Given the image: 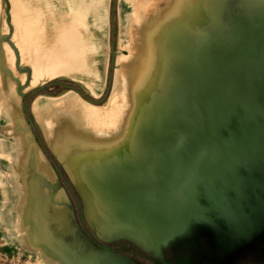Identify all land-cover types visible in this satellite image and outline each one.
I'll list each match as a JSON object with an SVG mask.
<instances>
[{
  "label": "rangeland",
  "instance_id": "obj_1",
  "mask_svg": "<svg viewBox=\"0 0 264 264\" xmlns=\"http://www.w3.org/2000/svg\"><path fill=\"white\" fill-rule=\"evenodd\" d=\"M217 2L219 4L222 3L218 8V13L220 14L218 20L216 16H213L217 9ZM172 3L175 5L176 0H173ZM186 4L193 5L188 7L189 10L194 9V5H201L200 9L204 13L203 18H200V15L197 16L192 11L188 16L185 28L179 29L188 33V47L192 45V42L196 41V37L199 38L203 35V30L200 28V19L206 22H213L211 26L213 32L206 41L207 58L213 56L216 59L215 63L210 66V70L222 69L224 66H221V61L230 56L231 52L234 56L233 58H239L244 55L243 49L235 51L227 49L231 46V35L238 32V26L243 27L246 22H249V25L254 26L258 32H262L264 28V25H261L262 23L264 24V0H183L182 7L179 5L177 8L178 13H175L170 19L174 23L173 25L176 24L175 21L178 19H184L185 12L183 8ZM167 6L169 7V5ZM111 9L112 4L110 11ZM138 10H140L139 0H121L120 4L116 0L114 32L124 34L125 37H127V34L133 35L135 20L139 18ZM148 11L158 12L159 10L158 8L149 7ZM49 20L51 18H47L45 21L47 38L54 31V26ZM147 20L153 28L163 32L164 29L162 27L166 25V21L160 18L158 14L148 16ZM216 20L217 22L214 23ZM12 22L10 23L14 28H12L11 32L10 26L6 21L5 2L0 0V49L3 52V56L0 57V78H4L3 70L8 69L3 65L4 58V64H9L8 67L16 78H20L21 75V72L18 71V66L24 71L22 65H28L36 70L39 68L42 71L48 70V68L53 66L54 68L56 67L55 74L64 75L66 70L64 59L66 57L36 56L35 54L16 56L10 51L5 35L9 34L11 36L12 34L14 41L19 42L21 37L16 32H18L17 29L23 27L21 22L16 23L14 20ZM182 23H186V21H182ZM24 28L27 31L23 33L31 42V46L35 48V38L38 31L36 24L28 25ZM254 35L256 36V34ZM204 36L206 37V35ZM256 43L257 40L255 38L251 41L250 47H254ZM6 48L9 49L8 55L4 54ZM123 48L124 45L120 46L121 51ZM222 48L225 50H222ZM173 51V53H184L186 51V40L183 44L179 40H175L173 42ZM131 57L137 59L139 56ZM186 57L187 54H185ZM126 58L128 57L122 55L114 56V68L111 72L109 66L106 77L108 82L110 81V90L112 87L111 98L107 106L111 114L110 119L114 116L118 121V129H111L110 124L109 136L106 138L108 142L104 141L102 145H98L103 148V151L94 153L93 159L96 160L103 155H108L107 158L109 159L114 157L121 158L125 155L131 156L134 153L135 156L132 157L133 168L136 169L134 170L133 178L130 179L127 175H124L129 172L127 167L123 168L124 174L118 168L117 177L115 178L112 172L106 174L103 178L105 183L99 188L98 184L102 173L100 168L90 167L85 172L89 179V184L86 183V185L92 190V193H98L103 199L100 211L95 202L91 203L89 215L85 217L86 226L92 230L95 236L109 242H112L113 235L122 233L128 220L131 222L134 218L131 213L135 211L137 204L141 201L142 190L146 189L148 185L151 187L155 183V170L157 171L167 159L168 162L173 163L180 161V151L195 152L196 141H198L194 125H187L186 122L183 124L179 120L169 121L168 114L165 112L159 109H148L144 103L142 104L143 92L145 93L147 89L145 85L142 88L140 80L135 79L138 74L140 78L142 73L140 70L136 72L133 70L135 76L130 84L131 86H128L125 68L128 66L130 70L131 66L127 64ZM111 59L112 56H109V63ZM156 59L155 54L144 72L148 75H146L147 77L152 76L153 72L156 71ZM100 60L102 61L100 58L95 59V63L100 64ZM208 75L202 80L204 85L208 82ZM42 76L44 77V75ZM97 87L98 85H96V89H93L95 94L100 90ZM25 91L22 92L26 93ZM191 92L188 100L191 99ZM113 96L118 100L114 99ZM120 97L124 98V102L121 101ZM106 103L104 102V104ZM235 122L236 120L232 118V122L229 121L227 125L220 128V134L224 140L228 141V139H231L235 129ZM93 146H96V144L94 143ZM260 162V159L254 160L250 166V171L248 165H246V170L244 166L238 165L235 169L238 178L240 176L242 180L247 182L251 177H259L263 173L259 166ZM119 163L113 162L112 165L115 164L117 166ZM111 167L109 166L108 168L109 172L112 170ZM26 186L28 187V185ZM76 186H78V190L81 189L80 184H76ZM244 189L243 185H237L234 191L226 192L225 203L229 202L234 220L251 225L256 221L257 211L252 209L254 204L243 197L244 193L240 200V191H244ZM75 194L77 195V193ZM199 200L200 204L207 208L204 217L220 225L218 231L192 225L184 229L176 237L169 238L162 243L159 242L153 249H148L139 235L129 234L127 236L125 234L127 231L124 230L122 235L131 239L133 244L118 246L126 252L134 253V255L124 254L123 256H127L126 259L118 260L122 261L123 264L124 261L127 262L125 264H154L147 260L148 257L150 259H158L161 264H264V253L261 243H259L261 240L258 239V242L254 239V242L258 243L255 247H252L253 249L249 250L250 247L246 240L230 236L225 226V217H220L217 209H210L202 197ZM36 207V202L31 200L27 192L22 191V188L15 181L0 177V264H103V253L97 252L90 246L87 252L89 255L93 253L92 259H87V257L86 259L80 258V250L75 247L68 250L60 247L59 242L56 239H52L48 234V226L45 224L48 219L49 222L53 221L55 223L59 216L58 213L56 210H51L44 217L38 214H29L31 213L30 209ZM237 207L238 213L235 215L234 211ZM78 225L80 227L79 223ZM55 228L56 226H54V230H57ZM111 246H117V243L112 242ZM144 255L147 258H144Z\"/></svg>",
  "mask_w": 264,
  "mask_h": 264
},
{
  "label": "crops",
  "instance_id": "obj_2",
  "mask_svg": "<svg viewBox=\"0 0 264 264\" xmlns=\"http://www.w3.org/2000/svg\"><path fill=\"white\" fill-rule=\"evenodd\" d=\"M112 1L4 0L6 21L11 32L14 28L10 23L12 20L23 24L19 28L21 30L17 29L16 32L21 37L19 42L14 41L11 32V36L5 35L10 51L16 56L35 54L66 57V70L64 75H57L56 67L53 66L42 71L22 65L24 71L18 66L21 75L16 78L11 73L9 64H4L8 69L3 70L4 78H0V177L15 181L36 202L37 207L30 209L29 214L44 217L47 212L56 210L59 216L54 226L57 230L50 226L48 219L45 223L48 234L59 242L60 247L67 250L75 247L81 253H85L86 247L78 225L75 199L64 187L46 152L77 193L84 215L89 214L92 202L99 209L100 199L90 188L85 189L84 183L89 181L85 174L88 168L97 167L102 172L106 167L108 155L96 160L93 156L94 153L103 151L98 145L108 142L106 138L109 136L110 124L111 129H118V121L114 116L110 119L107 106L112 87L104 98L108 86L106 77L110 66L109 56H112V49L115 57L145 55L148 43L152 42L153 48L157 49V41H162L161 38L156 41L157 35L153 42V39L150 41L147 35L139 32L127 34V37L116 32L112 48ZM140 1L142 0H139V4ZM117 3L120 4L121 0H117ZM142 8L138 10L139 15ZM154 14L159 15L157 11L146 10L144 18ZM47 18H51L49 22L54 26L49 38L46 37L45 28ZM32 24H36L38 29L35 48L23 33L27 31L24 27ZM123 45L121 51L120 46ZM9 49H5V55H8ZM34 49L36 51H31ZM98 58L102 59L100 64L95 63ZM45 73L50 75L45 76ZM132 81L133 79L130 83L127 82V85L131 86ZM63 84L74 86L80 93L64 87ZM96 85L100 88L97 94L93 92ZM39 87L45 89L30 96L28 107L44 149L36 142L24 112L25 99ZM113 98L118 100L115 96ZM88 99L97 103H91ZM120 99L124 102L123 97ZM94 143L96 146H93ZM82 177L87 178V181L81 183ZM76 184H80L81 189L78 190Z\"/></svg>",
  "mask_w": 264,
  "mask_h": 264
},
{
  "label": "bare ground",
  "instance_id": "obj_3",
  "mask_svg": "<svg viewBox=\"0 0 264 264\" xmlns=\"http://www.w3.org/2000/svg\"><path fill=\"white\" fill-rule=\"evenodd\" d=\"M172 2L173 0L140 1L139 8H143L140 16L138 15L139 18L135 20L134 34H137L138 32L145 34L150 41H152L151 39L157 35L158 38L155 37L156 41L160 38L162 41H157L159 43L157 49L153 48L154 45L152 42H150V44L148 43L146 54L140 55L137 59L129 56L126 58L127 64L131 65L130 70L128 69V66L125 68L126 78L129 82L134 79V71L136 72L140 70L142 73L141 77L139 78L138 74L135 79L140 80V86H142V88L147 84V90L145 93L143 92L141 99L142 104L144 103L148 109H151L153 104L159 102V110L168 114L169 121L172 120L173 122L179 120L180 123L186 122L187 124H196L198 126L197 130L199 135L209 141L211 136H214L215 133V129L211 130L210 127H212V125L217 126L219 122L223 121L228 108L232 105L233 101L238 100L240 97V83L243 81L242 77L245 76L254 65L249 68L250 63L246 70L245 67H243V59L238 61L234 58H228L224 61L228 71L214 73L211 82L206 86L200 85L201 87H197L190 102L184 107L181 106L180 104L184 101L183 98L188 92L189 85L195 81L199 83L202 80L204 73L203 62L204 66H207L210 63V59L213 57L210 56L207 58L206 48V41L213 32L211 28L213 22H206L200 19V28L203 30V35L199 38L196 37V41L192 42V44L196 49L198 46L203 45L202 50H196L195 54L189 57L187 61H181L177 56L173 57L174 51L171 50V44H173L177 37L188 35V33L179 29L185 28L184 26L188 22V16L192 11L193 13H196L197 16L200 15V18H203L204 13L202 12V9H200L201 5H194V9L189 10L188 7L193 5L186 4L183 8V11L185 12L184 19H178L175 21L176 24L173 25L174 23H172L170 19L175 13H178L177 8L179 5L182 7L183 0H176L175 5ZM167 5H169V7ZM221 5L222 3L219 4V2H217V9L213 13V16H216L217 20L220 16L218 8ZM149 7L158 8L160 18L166 21V25L162 27L164 29L163 32L157 31V29L153 28L148 23L147 19L144 18L146 10L149 9ZM217 20L214 21V23H216ZM182 21H186V23H182ZM247 27L248 25L243 27L238 26V33L231 35L232 50H235L237 46L245 48L246 43L244 41L248 40L250 32L255 31V27H251L250 31L247 30ZM204 35H206V37ZM260 40L261 42L256 55L260 52V55L262 53V56L259 55L256 58L255 55L254 60L256 58V68L262 67L264 62V33L260 37ZM222 50L224 49L222 48ZM155 54L157 58L155 65L156 71L153 72L152 76L147 77L148 75L144 72L147 70V67L153 59V55ZM2 56L3 52L0 49V57ZM178 65L184 66L186 70L192 66L198 71L193 72L190 70V72L187 71V74L185 75L184 71H181L182 68ZM45 75L48 76L50 73H45ZM175 76H178V78L176 79ZM228 86V95L225 96L220 94V90H222L223 87L227 88ZM167 88H171L172 91L167 93ZM8 92L9 86L6 87V93ZM244 100H247V98ZM179 153L181 157L180 161L175 163L171 162L169 166L165 165L159 167L157 171L155 170V184L151 187L148 185L146 189L142 190L141 201L137 204L135 211L133 212L134 218L131 222L128 220L125 224L124 230L127 231L125 234L127 236L129 234L139 235L145 245H147L146 247L148 249L156 247L160 238L173 228V225L177 224V221H181L186 218L187 215H193L196 213L195 197L199 192L203 191V195L207 198L210 196L209 193L211 192L210 188L212 185L210 184L209 179L206 178L208 174L205 171L207 169L213 170V165L210 166L213 159H206L204 155L208 154L199 155L197 157V164L194 165V158L186 157L182 151ZM167 162L168 159L164 163ZM218 172L219 169L216 168L214 171L215 176ZM201 174H203V177ZM85 180L87 181V178L84 179L82 177L81 183ZM84 185L85 189L88 190L89 187L85 183ZM158 187V197L154 200ZM54 224L53 221L50 222V226L53 229ZM124 230L122 232H124ZM116 243L117 246L128 244L126 241ZM118 248L120 249L121 247L118 246ZM129 255L133 256L132 254ZM103 256L107 259L105 264H123V262L118 259H111L108 252L103 251ZM122 258L124 259L123 256L120 257V259ZM125 263L127 262L124 261V264Z\"/></svg>",
  "mask_w": 264,
  "mask_h": 264
},
{
  "label": "water",
  "instance_id": "obj_4",
  "mask_svg": "<svg viewBox=\"0 0 264 264\" xmlns=\"http://www.w3.org/2000/svg\"><path fill=\"white\" fill-rule=\"evenodd\" d=\"M115 11H116V0H113L112 9H111L112 48L114 47L115 34H116V32H114ZM249 24H250L249 22H246V25H248L247 27L248 31H250L251 27H254ZM261 25H264V24L262 23ZM255 31L250 32L248 35V40L244 41L246 43L245 48L241 46H237L235 49V50L243 49L244 55L240 56L239 58L238 57L234 58V59H237L238 61L243 59V63H244L243 67H245L246 70H247V66L250 63L251 64L249 68L252 67L253 65L254 67L251 68L248 71V73L242 77L243 81L240 83V88H239L240 97L238 98L237 101H233L232 105L228 108V110L226 111L224 115L225 117L223 121L219 122L217 126L212 125V127H210L211 130L215 129L214 136H211L209 141H207L201 135H199V132L197 130L198 126L196 124H193V123L187 124V125H194L195 131H196V137L198 138V141H196L197 146H196L195 152L188 153V151L186 152L182 151L184 152V155L189 158H194L193 160L194 165L197 164V157L199 155L208 154V155H204L205 158L213 159L212 163L210 164V166L213 165L212 166L213 170L207 169L205 171L208 174L206 178L209 179V182L212 185L210 188L211 192L209 193L210 196L207 198L203 195V191L199 192L195 197L196 213L193 215H187L186 218L182 219L181 221H177V224H174L173 228H171L166 234H164L160 238L159 240L160 243L167 241L169 238L176 237L178 234H181L184 229L192 225L202 227L203 229L210 228V229H213L214 231L219 230L220 228L219 224L214 223L212 220L206 219L204 217L205 210H207V208H205L203 205L200 204L199 198L202 197L204 201L207 202L206 204L209 205L210 209H214V208L217 209L218 210L217 212H219L220 217H225L224 219L225 226H226L228 233L230 234L232 238H237V239L242 238L246 240L250 247L249 250L253 249L252 247H255L256 244L259 242V240H261L259 243H261V248L264 253V190H263V187H264V159H263V156H264V62H263L262 67L256 68V58L260 55V52H258L257 55L256 53H257L258 47L261 42L260 37L264 33V28L262 32H258L256 28H255ZM254 34H256V36ZM255 38L257 40V43L254 47L251 48L250 43ZM187 39H188L187 35L186 37L185 35L183 37H177L176 41L179 40L181 44H183L186 40V51L182 54L176 52L173 54V57L177 56L179 60L187 61L189 57L195 54L196 50L198 51L202 50L203 45L198 46L197 49L193 47V44L190 45V47H188L189 44H188ZM171 46H172L171 50H173V44H171ZM227 49L232 50V46H229ZM113 52L114 50L112 49V59L110 61L111 72H112V69L114 68ZM185 54H187L186 58H185ZM255 55H256V58L254 60ZM260 56H262V53ZM233 57L234 56L232 55V52H231L230 56H228L223 61H221V66H224V67L219 70H210V66H212L216 61L214 57L212 58L215 60L210 59V63L207 66H204V62H203L204 73H203L202 80L204 79L206 75L209 74V70H210V74L207 76L208 77L207 84L211 82L214 73L221 72V71L227 72L228 68L225 66L224 61L227 60L228 58H233ZM178 66L182 68L181 71H184L185 75L187 74V71L190 72V70H192L193 72L198 71L197 69H195V67H192V66H190L188 70H186L184 66H181V65H178ZM175 78L177 79L178 76H175ZM202 80L199 83L195 81L194 83L189 85L188 92L184 95V98H183L184 101L181 102L180 104L181 106L184 107L190 102L191 99L188 100V96H190V91H192L191 97H190L192 98L196 88L199 87L200 85L201 86L204 85ZM207 84H205V86ZM63 86L68 89H72L76 91L77 93H80L79 90L76 89L74 86L64 85V84ZM44 89L45 87H39L38 89L33 91L31 95H29L25 99V102H24V112L27 117L29 128L32 130L36 142L43 149H44V145L42 144V141L39 137L36 127L34 126V122L29 114L28 102H29L30 96ZM109 91H110V81L108 82V86H107L104 98L107 97ZM170 91H172V89L167 88V93ZM228 93H229V86L227 88L223 87L222 90H220V94L222 95L227 96ZM246 98L247 100H244ZM88 101L91 103H97V101H91L89 99ZM159 107H160V104L159 102H157L153 104V107L151 109L156 110V109H159ZM232 118L236 120L235 129L231 135V139L230 140L228 139L227 141L221 137L220 128L227 125L229 121L232 122ZM182 123L184 124L185 122H182ZM46 154L49 158V161L53 169L58 174L64 187H66L71 192L73 198L75 199L76 211L78 214V221L80 224L79 228L81 229V233L83 237L82 241L86 247L85 253L80 252V258L86 259L87 257V259H92L93 253L89 255V253L87 252V250H89V246L91 248H94L97 252H101V253H103V251L108 252L109 256H111V259H120V257L123 256L124 254L134 255V253L122 251L118 247L111 246L112 242H117V241H126L130 245L133 244V241L131 239L122 235L123 232L112 237L111 239L112 242L104 241L92 233V230H90L86 226L85 215L83 212V206H82V203L80 202V199L75 194L69 182L64 178L62 172L60 171V168L56 165L52 157L48 155V152H46ZM134 156L135 154L133 153L131 156L125 155V156H122L121 158L120 157L119 158L114 157L113 159L108 158L106 167L102 170L101 179H99L100 181H99L98 187L100 188L101 186H103V183H105V181H103V178L106 176V174H110L112 172L116 178L118 175L117 173L118 168L120 169L121 172H123V168L127 167L129 169V172L127 174H124L123 172V174L127 175L128 178L132 179L134 170L136 169V168L135 169L133 168V158L132 157ZM256 159H260L261 162L259 166H260V169L263 171V173H261L259 177H251V179L247 182L242 180L240 176L238 178L237 172L235 171L238 165L244 166L245 170H246V165H248L249 171H250V166L252 165L253 161ZM113 162H120V163L117 166H115V164L112 165ZM170 163L171 162L163 163L160 167L165 166V165L169 166ZM109 166H112L111 167L112 170L110 172L108 171ZM216 168L219 169V172L215 176L214 171L216 170ZM201 176L203 177V174H201ZM155 180L156 178L154 177V182ZM237 185H243L245 188L244 191H240V200L242 199V194L244 193L243 197L246 200H250L254 204V207H252V209L257 211L256 221L254 224L247 225V224L238 222V220H234V218H232L231 207L228 204L229 202L225 203V193L228 191H234ZM157 189L158 191L155 193L154 200H156L158 197L159 187ZM96 195L100 199V202L102 204L103 203L102 197H100L98 193H96ZM101 204L99 206V211L101 209ZM234 213L235 215L238 213V207L235 209ZM131 215H133V213H131ZM254 239H256V241L258 242H254ZM159 242L157 244H159ZM135 246L138 247L137 245ZM123 257L124 259H126L125 256ZM145 257L146 255H144V258ZM102 259H104L103 264H105L107 260L106 257H103ZM147 260L150 262H153L154 264H161V262L158 259H150L148 257Z\"/></svg>",
  "mask_w": 264,
  "mask_h": 264
}]
</instances>
